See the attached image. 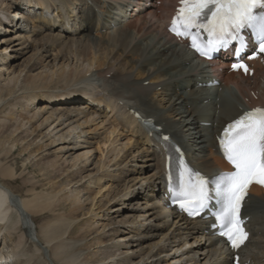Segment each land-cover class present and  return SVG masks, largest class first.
<instances>
[{"label":"bare ground","instance_id":"bare-ground-1","mask_svg":"<svg viewBox=\"0 0 264 264\" xmlns=\"http://www.w3.org/2000/svg\"><path fill=\"white\" fill-rule=\"evenodd\" d=\"M20 1L23 2L20 3ZM20 1L16 2L17 4H15V0L10 4L8 3L5 11L7 13H4L2 16L0 14V25L3 24V19H5L4 23H6L1 29L3 28V33H8L6 36L3 34L0 39V45H7L11 42V46L14 47L18 45L15 40L24 37L23 34H20L21 32H31L34 36L32 41L38 44L42 52L39 57L36 56L34 61L27 66L26 72L32 71L34 66L37 65L38 60L41 61L50 57V52L54 50L55 54L53 58H51L54 62L58 59L61 61V64L65 65L68 64L69 58L75 56L77 58L75 60L81 58L85 62H90V64L95 63L98 68L96 77L103 78L105 82L104 85L107 87H104L105 90H107V95H100L85 87V84L86 86H90V88L91 84H95L92 83L93 78H91V75L90 79L80 76L78 79L76 78V86L64 87L62 89L58 88L53 90L54 93L52 94H49L50 85L52 83L50 80L47 78L43 80L40 77L33 76L30 81H25V84L19 87L18 91L25 92L31 90L27 100L34 99L36 96L34 93L41 92V97L45 98L43 102L58 103H62L63 101L68 103L69 100L72 101L76 99V94L81 92L89 94L96 100L95 105H99V107H108L110 110L116 108L115 106L120 108L122 110L120 111V116L125 117H122L123 119H121L120 123L117 120V126L129 128L131 131L138 134L139 139H141L140 141L147 144V146H145V152H148L149 155L145 159L150 162L139 165V167H142L140 168V173H142L145 168H150L151 170L147 174L141 175L142 179L139 178L140 180L138 179L137 183L141 180H145L146 182L144 188L141 183L143 191L146 192L143 201L140 202L142 205L141 209L145 210H141L143 212L142 214L147 216L149 220L154 219L158 221V223L144 226L140 221L136 222L135 216L130 221V224L132 226L131 230L135 233L132 237L135 236V240L133 241L137 243L135 246L137 248L132 250L130 255H128L127 252L121 251L118 252L119 254L115 251L111 254L105 253L104 260L111 261L105 263L103 261L102 264H110L113 259H115V264H133L134 258L138 257L140 261L147 255H149L148 258H151L150 263L152 261H157V263L153 264H159L160 260L163 259L161 257L162 252L166 251L164 245L157 247L155 251L153 250V247L158 244V241H154V239L160 233L162 238L166 237V240H170L169 244H172L171 248L181 249V247L188 242L186 235L180 233L175 234V232H179L175 228L173 232L167 236L168 232L164 231L173 225L183 226V229L187 232L186 234L190 238H193V240H190L192 241L193 248H196L191 250V252H193L191 256V259L194 260L193 264H232V252L226 249L224 244L212 235V231L208 228V224H205L204 220H187L179 218L172 209H167L164 206L162 199L157 200L156 195L159 193V186L154 187V181H158L163 176L164 154L158 145V141L152 137L150 138L144 129H142L137 119L133 116V112L142 115L144 118L153 120L154 124L160 127L163 134L168 133L176 140L183 148L189 162L198 171H201L207 176H212L222 170H229L228 165L221 159L217 151L215 136L219 134L226 122L231 121L243 111L256 106H264V88L260 90L261 92H259L258 88V81L260 78H263L264 82L263 58L256 57L249 61L250 68L252 69L251 76H243L239 72L227 71V61H202L194 59L183 43L176 41L173 36L166 34L164 31L156 29L154 25V22L163 19L166 20L169 17L174 10L177 0H69L66 1L68 5L65 6L64 0ZM156 2L158 4H156ZM143 4L147 6L144 7ZM10 9L13 11V16L12 14L7 16ZM44 9L47 13L54 14L52 16L53 20L55 16L61 18L54 21L49 20L47 18L48 14L42 16L40 13V11ZM73 9H77L76 15L73 14ZM112 9L123 13V16H125L127 12L128 15L129 13L131 14L132 9H143V13L136 18L145 20L143 16H148L149 19H146L147 21L142 24L134 25V31L138 38L147 37L151 34L149 41L146 40L145 45H142V47L138 41L133 43L129 42L127 41V32L125 30H123L118 37L119 44L116 48L110 47V44L102 39L97 40L96 37L100 38V30H103L106 26L105 24ZM127 9H129V11ZM55 11L56 13H54ZM14 13L16 16H14ZM73 15L79 18L77 22L74 21L75 17H73ZM19 19L21 21L20 23H18ZM71 20H73V22L69 24L68 28L65 30L71 35L62 36L60 34V29L63 27L64 22L68 23ZM26 24H31L28 30L25 28ZM63 37L67 40H63ZM7 48L8 46H4L3 50H7ZM117 51H119L117 55L122 58H128L129 56L130 58L134 57V65L141 67L142 70L147 73L149 81H159V83L156 85H143L139 81L141 79L138 78V74L140 75L143 72L140 68H138V73L137 71L125 72V69H122V66L114 60V53H117ZM7 64L8 67H3V73H0V77L8 81L4 84L2 89L6 91V94H11L15 90L12 83L16 72H21L26 67L24 66L22 69L21 66L17 65L13 60H0V67ZM10 68H12L11 73L8 72ZM75 73L76 71L63 72L62 70L57 77L61 78L64 75L69 77L70 74ZM108 73H110L109 78H106L105 75ZM214 80L219 84L217 87L207 85L208 82ZM200 82L202 85L199 86L198 84ZM81 83L84 84V89L79 86ZM218 87H220L219 92ZM159 88L162 89L164 93L163 96H165L164 100L167 102L166 108L164 105L162 106L163 112L160 108L156 107L157 105L155 102H151L152 99H149L153 91ZM231 88L233 89V93L231 92ZM47 89L48 91L45 92ZM223 91L230 94V99L225 97ZM2 95V91H0V98ZM91 105V103H83L81 106L77 105V107L73 105H57L59 108L48 105L47 108H50V115L55 113V118L63 117L64 121L62 123H65L70 122L73 117H77L78 115H82L84 118H91L93 115L98 114L99 112H97L96 109H92ZM136 105L138 108H135ZM159 106H161V104H159L158 107ZM203 122H207L208 126H204ZM71 123L67 125L71 127ZM17 129H19V127L15 128L13 133ZM131 131L129 132L131 133ZM113 132L114 131H112V133ZM13 133L11 131L9 134L6 132L0 133V146L4 145L6 142L8 144L7 148L1 149L2 147H0L2 150L0 153V231L4 224H8L7 226L10 227L9 230L11 233L14 232L15 229H18L21 232L23 230L27 235H32L30 222L35 224L39 216L47 219L55 209H63L64 205L54 204L53 194L31 193L37 188V185L44 184H36V182H32L31 179H25L21 182L22 187L28 186L29 184L30 188L26 190L28 192L22 195V198L17 199L14 194L15 191L12 190L13 187L7 183L8 180L13 183L17 172L14 163L10 164L9 162L10 156L16 152L15 146L18 143L21 145L19 155L24 156L25 151L34 142L37 136H31V133H27L26 135L17 134L14 136ZM68 134H70V132H68ZM26 153L28 154L26 160L32 161L31 166L37 167L41 173L42 180H46L47 183H50L52 189L56 188L52 181L56 179L57 176L53 174L54 170L50 169V167H53V164L49 167H44L40 163V159H36L35 161L31 160L30 156L34 155L31 150H27ZM89 156L90 147L76 150L71 166L75 165L78 161L85 162L88 160ZM41 159H45L44 156H42ZM2 160H5V163H3ZM24 162L25 161H23V163ZM23 166H25V164ZM135 171V169L130 170V173H134ZM73 174L74 173L70 176ZM135 178L136 177L129 180L128 183L136 180ZM115 181L119 182L120 179H116ZM137 183L133 184L132 187H135ZM130 187L131 185H128L127 192H129ZM118 190L120 193L119 188ZM249 192L251 199L244 208L245 216L249 217L246 224L249 238L237 253L240 257V264H244L246 261H248V264H262V261H264V244L255 252L250 253L246 250V254H243L245 251L244 249L248 247V244L252 243L253 240L257 241L256 238H264V188L251 186ZM30 193L31 196L28 197ZM138 194H140L139 191L131 197H136ZM6 204L9 206H6ZM118 209L119 208L115 210L120 211ZM137 209L140 210V208ZM9 210H14L17 214H15L16 217L10 219ZM75 210L76 207L69 212V217L71 219H76ZM30 214L32 216L28 219ZM147 218H143V220L146 221ZM67 219L68 218L52 215V218L38 225V232L45 242H53L51 243L50 249L54 260L60 261L62 264H93L95 261L76 263V249L79 248L80 250L82 246H75V244L65 242V240L62 239V236L66 232L67 237L76 233V225H72L70 228L71 224H69ZM20 220L22 224H20ZM107 220L109 224L117 223L116 220L111 221V218H107ZM18 223L20 226L22 225L23 229L19 228L20 226L17 225ZM68 228H70L69 231ZM113 231L119 232L120 230L115 228ZM128 233L129 232H125L121 234L117 239L119 241L125 240L126 238L124 237ZM255 234L257 235L256 238H254ZM81 235L84 238L86 237L84 233H81ZM11 237L9 238L11 239ZM1 239H3V236L0 232V240ZM129 239L128 242H126L127 245L130 244ZM160 241L161 240H159V242ZM21 242L22 238H19L16 242V246H19ZM147 242L149 243L144 247L143 244ZM4 243H6L5 238ZM256 245L260 246L259 244ZM115 246L118 248V245ZM11 250V253H14L13 249ZM0 252L3 253L2 250ZM117 255L120 256L115 258ZM211 258L213 260L210 263L208 261H210ZM4 259L5 255L0 253V264H2L1 262H5ZM10 260L12 259L10 258ZM34 260V257L31 256L28 257L24 263L31 264L32 261L33 264H35ZM200 260H203V262L200 263ZM35 262L39 264L38 261ZM4 264H9V262L6 261ZM143 264H146V262H143Z\"/></svg>","mask_w":264,"mask_h":264},{"label":"rangeland","instance_id":"rangeland-1","mask_svg":"<svg viewBox=\"0 0 264 264\" xmlns=\"http://www.w3.org/2000/svg\"><path fill=\"white\" fill-rule=\"evenodd\" d=\"M19 1L20 0H15V4H17L16 2ZM66 1L69 0H64V6L68 5ZM11 2H14V0H0L1 16L4 15V13H7L5 12L7 9V5ZM22 2L23 1H20V3ZM156 4L158 3L156 2ZM143 6L145 7L147 5L143 4ZM73 10V14L76 15L77 9ZM127 10L129 11V9ZM40 13L42 16L48 14L47 18L51 21L59 20L61 18L55 16V19L53 20L52 16L54 14L47 13L45 9L40 11ZM54 13H56V11ZM141 13H143V9H132L131 14L129 13L128 15L127 12L126 15L123 16V13L119 12L118 10L112 9L105 24L106 26L103 30H100V38L96 37V39H102L110 44V47L116 48L119 44L118 37L120 36L121 32L125 30L127 32V41L132 43L138 41L141 44V47L142 45L144 46L146 40L149 41L151 34L147 37L138 38V36L135 35L134 31V25L142 24L149 19L148 16H143L145 20L142 18H136ZM9 14H12L13 16V11H11V9L7 16H9ZM74 15V21L77 22L79 18ZM14 16H16L15 13ZM164 21L165 20L163 19L154 22L156 29L164 31ZM72 22L73 20L69 21L68 23L64 22L63 27L60 29V34L62 36L71 35L65 30ZM18 23H20V19ZM5 24L6 23L0 25V39L3 34L5 36L8 35V33H3V28L1 29V27H4ZM30 25L31 24H26V27L24 26L26 30L31 27ZM20 34H23L24 37L15 40L18 45L13 47L11 46V42L7 45H0V60H13L15 63H17V65L21 66L22 69L24 68V66L26 67L23 69V71L16 72L14 76V80L12 83L15 89L13 91L14 93L12 92L11 94H6V91H4L2 88L8 81L0 77V91H2L3 94L0 98V133L6 132L7 134H9L10 131L13 133V130L19 127V129H17L13 133L14 136L17 134L26 135L27 133H31V136L34 137L37 136L34 142L27 149L31 150L34 154L30 156L31 160L35 161L36 159H40V163L44 167H49L53 164V167H50V169L54 170L53 174H55L57 177L52 181L55 184L56 188L52 189L50 187V183H47L46 180H42L41 173L37 169V167L31 166L32 161L26 160V157L28 155L26 153L27 150L25 151L24 156L19 155L21 145L20 143H18L15 146L16 152H14V154L10 156L9 160L10 164L14 163V166H16L17 168V172L13 183L9 180L7 181V183H9L8 185L13 187L12 190L15 191L14 194L17 199L22 198V195L28 192L26 190L30 188L29 184L28 186L22 187L21 182L23 180L31 179V181L36 182V184L44 183L43 185H37V188L31 193L53 194L54 204H63L64 208L55 209L54 212L50 214L51 216L47 219L41 218L39 216L35 224L30 222L32 235H27V233L25 234L23 230L21 232L18 229H15V231L11 233V231L9 230L10 227L7 226L8 224H4L2 230L0 231L3 236V239L0 240V251L2 250L3 253H0L5 255L4 260L5 262H9V264H25L24 262L26 261V259L31 256L34 257L35 264V261H38L39 264H62L60 261L54 260L52 256L50 247L52 245L51 243L53 242H45L38 232V225L45 220L52 218L53 215L68 218L67 221L69 222V224H71L70 228L72 227V225H76L75 228L78 229H76V233H73L69 237H67V232L62 236V239L65 240V242H70L71 244H75V246L83 247H81L80 250L79 248L76 249V263L84 261H95L93 264H102L103 261L104 263L111 261L104 260L105 253L111 254L114 251L116 253L120 251L127 252V254L130 255L131 251L137 248L135 247L137 243L133 241L135 240V236H132L135 233L131 230L132 226L130 224V221L136 216V222L140 221V223L144 226L147 224L158 223V221L151 219L152 217L150 218L151 220H149L147 216H144L142 214L143 212L141 210H145L141 209L142 205L140 204V202L143 201L146 193L142 189V187H145L146 182L145 180H141L139 183H137L139 178L142 179L141 177L151 170L150 168H145V170L140 173V168L142 167H139V165H144L145 163L150 162L145 159L149 155L148 152H145V146H147V144L140 141L141 139H139L138 134L131 131L129 128L120 127L119 125L117 126V120L120 123L121 119L125 117L120 116V111H122L120 108L115 106L116 108L110 110L108 107H99V105L97 106L89 101V94H85L83 92L78 93L76 94V99L72 101L69 100L68 103H65L64 101L62 103L47 101L43 102L45 98L41 97V92L34 93L36 95L35 98L27 100V98H29L30 96L29 93H31V90L22 92L18 91V88L23 86L25 84V81H30L33 76L40 77L43 80L47 78L52 82L50 85L49 94L54 93L53 90L58 88L62 89L64 87L76 86V78L78 79L80 76H84V78L88 79H90V75L92 76V83L95 84H91V88L90 86H86L85 84V87L89 88V90L91 91L93 90L92 92H96L100 95L106 96L107 90H105V88L107 87L104 85L105 82L103 78L96 77V71H98V68L96 67L95 63L90 64V62H85L81 58L75 60L77 59L75 56L73 58H69L68 64L65 65L61 64V61L58 59H56L54 62L53 60H51V58H53L55 54L54 50H50V57L41 60L42 62L38 60L37 65L34 66V69L32 71L26 72L27 66L34 61L36 56H40L42 50H40L38 44L32 41L34 36L31 32L26 31L25 33L21 32ZM63 40L67 39L63 37ZM4 46H8L7 50H3ZM118 52L119 51H117V53H114V60L122 66V69H125V72L137 71L138 73V68L142 70L141 67H137V65H134V57L130 58V56H127L128 58H122L121 56L117 55ZM3 67H8V64L2 65L0 67V73H3ZM62 70L63 72L76 71V73L70 74L69 77L67 75H64L61 78H58L57 75ZM8 72L11 73L12 68H10ZM109 75L110 73L106 74L105 77L109 78ZM138 78L141 79L139 81L143 85H156L159 83V81H149L147 73L144 71L140 75L138 74ZM198 85L200 86L202 85V83L200 82ZM79 86L84 89V84L81 83L79 84ZM258 86L259 92H261L260 90L264 88L263 78H260V80L258 81ZM214 87H217V85H215ZM46 91H48V89L45 90V92ZM219 91L220 87H218V92ZM231 92L233 93L232 88ZM223 94L226 98L230 99L231 96L228 92L223 91ZM151 95L152 96H149V99L153 100H151L152 103L155 102L157 108H160L161 111L163 110V105L166 108L167 102L164 100L165 96H163L164 93L162 89L159 88L153 91ZM83 103H91V108L96 109V111L99 113L93 115L91 118H84L82 115H78L77 117H73L70 122L62 123L64 121V118H55L56 114L54 113L50 115V108H47L48 105L55 106L56 108H59V106L57 105H73L74 107H77V105L81 106V104ZM159 104H161V106L158 107ZM135 108H138V106L136 105ZM68 123H71L72 126L70 127L69 125H67ZM203 125L208 126V123L203 122ZM112 131L114 132L112 133ZM129 131H131V133ZM68 132H70V134H68ZM7 146L8 144L6 142L0 147H2L1 149H3L7 148ZM85 147H90V156L88 157V160H86L85 162L78 161L75 165L71 166V164L73 163L72 159L74 158L75 151ZM1 152L2 150L0 151V153ZM42 156H44L45 159H41ZM23 161L25 162L23 163ZM2 162L5 163V160H2ZM24 164L25 166H23ZM134 169L136 171L134 173H130V170ZM72 173L74 174L70 176ZM134 177H136V180L128 183V181L132 180ZM116 179H120V181L116 182ZM135 183H137L136 186L132 187V185ZM128 185H131L129 192H127ZM157 186H159L158 181H154V187ZM118 188L120 189V193L118 192ZM138 191L140 192L138 196L131 197L133 194H137ZM31 193L28 195V197L31 196ZM6 206L9 205L6 204ZM72 207H76V219H71L69 217V212L73 209ZM117 208H119L118 210L120 211H116L115 209ZM137 208H140V210ZM9 213L10 219H13L17 215L14 210H9ZM31 216L32 215L30 214L28 219H30ZM107 218H111V221L116 220L117 223L109 224ZM143 218H147V220L144 221ZM19 222H21V220ZM20 224H22V222ZM20 224L18 223L17 225L20 226ZM5 226L7 227V229ZM19 228L23 229L22 225ZM70 228H68V231L70 230ZM115 228H118L120 231H113V229ZM174 228L179 231L175 232V234L180 233L182 235H186L188 242L183 245L181 249L171 248L172 244H169L170 240H166V237L162 238V235L160 233L154 239V241H158V244L153 247V250L155 251L157 247L164 245L166 251L162 252L161 257L163 259L160 260L159 264H193L194 260L191 259L193 252H191V250L196 249L193 248L192 241H190L193 240V238H190L186 234L187 232L183 229V226L179 225H173L164 232H168L167 236H169V234L173 232ZM125 232H129L124 237L126 239L123 241H119L117 237ZM81 233H84L86 237L84 238ZM9 237H11V239ZM256 237L257 235L255 234L254 238ZM4 238L6 243H4ZM19 238H22V242L21 244H19V246H16V242L19 240ZM128 239L130 240L129 245L126 244V242H128ZM256 239L257 241L253 240V242L248 244V247L244 249V255L247 252L246 250L251 253L257 251V249L263 246L264 238ZM159 240L161 241L159 242ZM148 243L149 242L143 244V246L145 247ZM256 244H259L260 246ZM115 245H118V248ZM11 249H13L14 253H11ZM6 253L9 255H7ZM119 256L120 255H117L115 256V258H118ZM148 256L149 255L145 256L144 259L140 261L138 257L134 258L133 264H143V262H146V264L157 263V261H152L150 263L151 258H148ZM10 258L12 260H10ZM212 260L213 259L211 258L208 262L211 263ZM32 261L31 264H33ZM5 262L1 263L4 264ZM202 262L203 260H200V263ZM262 262V264H264V261ZM110 264H115V259H113ZM244 264H248V261H246Z\"/></svg>","mask_w":264,"mask_h":264},{"label":"snow or ice","instance_id":"snow-or-ice-1","mask_svg":"<svg viewBox=\"0 0 264 264\" xmlns=\"http://www.w3.org/2000/svg\"><path fill=\"white\" fill-rule=\"evenodd\" d=\"M257 9L264 10V0H179L168 30L200 56L212 59L214 52L233 41L238 42L235 53L239 55L246 47L241 30L249 28L258 39V47L248 56L254 59L264 54V11ZM232 68L249 71L242 57ZM218 140L233 170L208 177L193 170L181 155L175 178L170 174L168 193L188 216L208 212L215 234L238 250L249 238L244 214L249 190L253 185L264 187V107L243 112L226 125Z\"/></svg>","mask_w":264,"mask_h":264}]
</instances>
